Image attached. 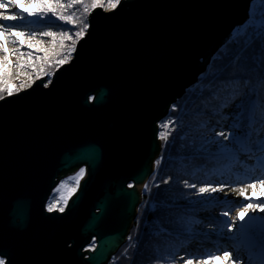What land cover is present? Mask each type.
Here are the masks:
<instances>
[{
	"label": "water",
	"instance_id": "water-1",
	"mask_svg": "<svg viewBox=\"0 0 264 264\" xmlns=\"http://www.w3.org/2000/svg\"><path fill=\"white\" fill-rule=\"evenodd\" d=\"M252 1L120 0L110 11L96 8L47 87L45 76L0 99L5 264L109 263L155 169L159 123L247 22ZM80 168L64 211H47L59 181ZM249 242L264 248V237Z\"/></svg>",
	"mask_w": 264,
	"mask_h": 264
},
{
	"label": "trees",
	"instance_id": "trees-1",
	"mask_svg": "<svg viewBox=\"0 0 264 264\" xmlns=\"http://www.w3.org/2000/svg\"><path fill=\"white\" fill-rule=\"evenodd\" d=\"M107 2L109 0H102L101 6L96 8L104 7ZM62 3L67 6L69 0ZM92 3L93 0H82L62 10L65 16L74 14L72 24L57 20L51 13L43 20L38 17L18 20L17 25L30 32L70 31L73 34L70 39L58 35L54 43H50L54 47L40 53L38 62L44 66L45 73H54L60 66L57 61L67 45H72L70 50L74 51L72 40L78 41L87 29L82 37L74 33L80 31L84 23L88 25V16L96 9ZM262 36L264 0H253L247 22L233 31L197 83L171 106L159 123L161 150L154 162L155 169L142 191L127 241L109 264H184V259H192L193 264L196 261L221 264L219 259L208 261V255L221 256L222 249L244 247L243 235L238 229L229 231L230 215L237 199L225 191L245 189L252 176L250 151L254 145L261 148L264 144ZM9 72L0 82V88L5 89L0 92L3 97L8 96L7 86H14ZM241 101L247 103L250 117L246 125L248 158L243 148L236 146L235 139L222 129L228 124L235 127L227 111L239 106ZM233 120L236 121L237 116ZM168 121L171 127L165 130L163 125ZM226 136L229 139H225ZM186 183L196 187H186ZM201 187H208L209 191L200 193ZM211 188L217 191L212 192ZM235 197L241 198L240 194ZM244 254L247 264H264V251L249 247Z\"/></svg>",
	"mask_w": 264,
	"mask_h": 264
},
{
	"label": "rangeland",
	"instance_id": "rangeland-1",
	"mask_svg": "<svg viewBox=\"0 0 264 264\" xmlns=\"http://www.w3.org/2000/svg\"><path fill=\"white\" fill-rule=\"evenodd\" d=\"M261 6L263 7V5H261ZM101 8L105 11H110L113 9L112 4L110 2H107L106 5L104 7L102 6ZM0 11H4L5 14H9V13L19 12V9H16L15 7H11L7 11H5L4 9H0ZM22 14L23 13H21V15ZM4 23L15 25V27L18 30H22L26 33L25 37L23 38V43H21L20 41H17L16 43H12L11 41L16 40V38L10 36L9 37L10 42L6 45V47L8 48V51H9V61L8 62L12 65V67L9 70L11 71V74L13 76L12 82L14 83V89H15L14 93H17L19 91H22V90L29 88L34 83V81H36L37 79L43 78L45 76H46L44 78L46 80L45 84L48 85L50 82V78H51L53 73H51V74L45 73L44 68H43L44 66H42V64L38 62V59H36V57L37 56L39 57L41 52L48 51V49L51 50V47H54V46H51L50 43L53 42V40L57 39L58 35H56L55 37L42 36V35H39V33H42L45 31H41V32L38 31V32H35V33H37V35L30 36V34L32 32L25 29V27H19V25H17L18 21H11V22L0 21V24H4ZM53 33H56V32H53ZM29 42L32 43L33 45H36L37 47H39L40 49H43V50L42 51H36L35 48L29 49L27 47V44ZM76 43H77L76 39L72 40V44L74 45V47H75ZM71 47H72V45L66 46V49H65L63 55L61 56V58L59 60L64 59L65 57H67L66 63H68L71 60L72 54H73V51L70 50ZM17 49H19V51L24 52L26 55L23 58H21L17 54ZM70 51H71V55L68 56V53ZM27 53L32 54L31 60L28 59ZM3 56H4V53L0 52V62L3 61ZM20 64H24V67L21 68L19 66ZM60 66H61V64H60ZM227 112L230 113V116L232 117L231 121L234 122L235 127L234 128L230 127V125L228 124L227 126L223 127L222 129H224L227 132L229 137H233L235 139L236 146H240L241 148H243L244 153L246 154L244 156L247 157V155H249V153H248V135H249V133L247 131L246 125L250 121L248 105L246 102L241 101L239 106H235V107L232 106ZM236 116H237V120L234 121L233 118H235ZM165 124L168 125L167 128L171 127V123L169 121L164 123V125ZM262 127L264 128V125H262ZM167 128H164V129L166 130ZM226 132H220L219 134H221V133L226 134ZM250 152L253 154V157L251 159H249V161H250L249 162L250 163V172L252 173V176H251V179H250L248 184L257 183V187L255 189L250 188V187H245V189H243L244 195H241V189H233L232 188V189H229L228 191H225V192H227L228 195L233 196L234 198L237 199L235 202V203H237V205L234 206V208H232V214L230 215V221L232 224L231 227L233 229L237 228L239 233L243 235L242 237H243V241H244L243 242L244 247L242 249H240V247H233V248L228 247V248L222 249L220 251L223 252L224 250L231 249L233 251V253H235L236 255H238L239 257L242 258L240 261V264H246V262L244 261L246 258L244 251H246L247 248H249V247L253 248L254 250H256L258 252L264 251V248H260V247L249 242V239L253 236L264 237V230L261 229V226L264 228V212H260L259 210L253 212L250 210L243 222L238 221L236 219L237 213L248 203V201L245 200V198H244L245 195L250 197V198H253L254 202H256V203H260L262 200H264V197H262L261 193H260V189H261V187H264V185H260L258 183V181L264 179V154H263V152H261V148L255 146V145L253 146V148L251 149ZM82 169L84 170V168H80L76 172H74L70 176H67L65 179H63L59 182V185H57V187L53 190V192L50 196V199L46 205L47 210H48L49 204L51 203V204H53V211L56 210L58 212H61V211H59V209L61 207L64 208L66 204L64 203L63 199H59L57 201V198L58 197H66L67 201H68L69 196L71 194H74L77 191L78 186L76 185V179H77V176ZM84 173H85V171H84ZM82 177L79 178V182L82 179ZM61 185H64V187L61 188ZM73 188H75L74 193L72 192ZM236 188H238V187H236ZM239 194H240L241 198L235 197V195L239 196ZM241 225H243V227H241ZM86 249H90V250L93 249V242H91V244L89 246H87ZM109 263H110V261H109ZM109 263H107V264H109ZM229 263H232V262L229 261L228 264ZM194 264H201V261H196V262H194ZM206 264H208V263H206ZM221 264H224V262L222 261Z\"/></svg>",
	"mask_w": 264,
	"mask_h": 264
},
{
	"label": "snow or ice",
	"instance_id": "snow-or-ice-1",
	"mask_svg": "<svg viewBox=\"0 0 264 264\" xmlns=\"http://www.w3.org/2000/svg\"><path fill=\"white\" fill-rule=\"evenodd\" d=\"M109 2L112 4V7L115 8L120 0H109ZM82 3V0H69V3L67 6L62 3V0H0V9H4L7 11L11 7H15L16 9H19V12L16 13H9L5 14L4 11H0V21H5V22H11V21H18V20H24L25 18H32V17H38L39 19L43 20L47 16V14L51 13L52 16L56 17L57 20L61 21H66L69 24L73 23L74 19V14L73 15H63L62 10L65 9V7L71 8L74 4H80ZM102 0H93L92 7L96 8L98 6H101ZM61 10V11H58ZM21 13L26 14V17L24 15H21ZM88 25L86 23L83 24V27L80 31H77L74 33L76 37H82L83 32L85 29H87ZM26 33L22 30H18L15 25H11L8 23L0 24V52L4 53L3 56V61L0 62V82L3 81V77L5 75H10L9 69L12 67V65L8 62L9 61V51L6 45L10 42L9 37H15L16 40L11 41L12 43H16L17 41H20L23 43V38L25 37ZM37 33L32 32L30 36H35ZM39 35L42 36H51L55 37L56 35H61L63 37L71 38L72 33L70 31H62L60 33H53L51 31H45L42 33H39ZM54 43V41H53ZM261 43L264 44V36L261 37ZM63 47V42L61 44ZM27 47L29 49L35 48L36 51H42L43 49H40L36 45H33L32 43H28ZM17 54L23 58L26 54L22 51H19L17 49ZM262 54H264V49H262ZM71 55V51L68 53V56ZM28 59H32V54L27 53ZM36 59H40V57H36ZM47 59V56L45 57ZM67 62V57L64 59L58 60L57 63L63 65ZM21 68L24 67V64L19 65ZM45 87L48 85L45 84ZM4 88H0V92H4ZM7 95L10 97L13 95L14 92V86L8 85L6 88ZM3 96H0V99H3ZM164 128H167L168 125L165 124L163 125ZM223 135V133H221ZM225 139H229V137H225ZM261 150L264 151V144L261 145ZM84 175V170L82 169L80 173L77 176L76 179V185L78 186L79 184V178ZM260 185H264V179L258 181ZM186 187H196L195 185H188L187 183L185 184ZM64 185H61V188H63ZM129 187H132V185H129ZM245 187H250L255 189L257 187V183H251L247 184ZM209 188L208 187H201L199 188L200 193H205L208 192ZM212 192H216V188H211ZM72 192H75V188L72 189ZM261 196L264 197V187H261L260 189ZM241 195H244L243 189H241ZM245 200L248 201V203L237 213L236 219L238 221L243 222L245 220V217L248 215L249 211H257L259 210L260 212H264V200H262L260 203L254 202L253 198H250L248 196H244ZM59 199H63L64 203H67V198L66 197H58L57 201ZM53 210V204H49L48 206V211L51 212ZM59 211L63 212L64 208L61 207ZM225 216L228 215V213H224ZM243 227V225H241ZM229 231H232V227L229 226ZM221 260L224 262V264H228L229 261L232 262V264H240L241 257L233 253L231 249L229 250H224L222 256H217L214 254H209L208 255V261H214V260ZM0 264H4L3 261H0ZM184 264H193L192 259H184ZM201 264H206L205 261H201Z\"/></svg>",
	"mask_w": 264,
	"mask_h": 264
},
{
	"label": "flooded vegetation",
	"instance_id": "flooded-vegetation-1",
	"mask_svg": "<svg viewBox=\"0 0 264 264\" xmlns=\"http://www.w3.org/2000/svg\"><path fill=\"white\" fill-rule=\"evenodd\" d=\"M71 174H66V175H64L63 176V178L61 179V180H63V179H65L67 176H70ZM60 180V181H61ZM59 181V182H60ZM58 185H59V183H58ZM70 196H72V195H70ZM70 196H69V198H68V201L70 200ZM50 199V198H49ZM68 201H67V203H68ZM67 203H66V205H67ZM66 205H65V207H66ZM65 207H64V209H65ZM47 210V209H46ZM48 211V210H47ZM53 211V210H52ZM94 244V243H93ZM0 261H3L4 262V264H5V262H6V260L5 259H3V258H0Z\"/></svg>",
	"mask_w": 264,
	"mask_h": 264
},
{
	"label": "bare ground",
	"instance_id": "bare-ground-1",
	"mask_svg": "<svg viewBox=\"0 0 264 264\" xmlns=\"http://www.w3.org/2000/svg\"><path fill=\"white\" fill-rule=\"evenodd\" d=\"M247 264V263H246Z\"/></svg>",
	"mask_w": 264,
	"mask_h": 264
}]
</instances>
